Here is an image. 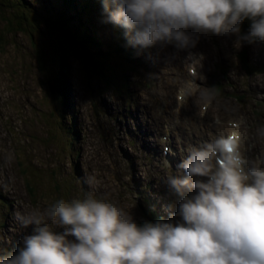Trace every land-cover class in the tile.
<instances>
[{
	"label": "clouds",
	"instance_id": "clouds-1",
	"mask_svg": "<svg viewBox=\"0 0 264 264\" xmlns=\"http://www.w3.org/2000/svg\"><path fill=\"white\" fill-rule=\"evenodd\" d=\"M101 3V22L123 28L127 45L137 49L157 43L189 49L209 32L235 35L237 47L264 41V0ZM245 19L252 23L242 33ZM257 135L264 137V126ZM189 152L177 166L185 174L167 177L179 198L168 220L138 224L131 211L92 192L58 199L17 212L22 227L33 226L32 234L16 254L0 256V264H264V161L246 157L235 132Z\"/></svg>",
	"mask_w": 264,
	"mask_h": 264
},
{
	"label": "rangeland",
	"instance_id": "rangeland-1",
	"mask_svg": "<svg viewBox=\"0 0 264 264\" xmlns=\"http://www.w3.org/2000/svg\"><path fill=\"white\" fill-rule=\"evenodd\" d=\"M23 1L26 3V9L15 0L14 3L8 1L6 3L7 6L2 8L5 10V13L0 14V87H7L8 92H10L13 97V102H16L18 96H20L22 100L34 99L41 105L43 111L42 128L39 129L38 126L31 125L30 129L36 134V139L30 151L35 159H38L42 155L46 158V166L35 167L42 178H45L48 174H52V171H55L57 173L56 178L60 180L62 187L60 191L50 183V180H46V184L43 185V187L37 188L40 199L50 205L56 199H67V197L64 196L65 191L74 186V180L69 179L67 173L72 172L76 165L74 162L75 149L79 146L72 141V135L69 129L71 126L70 118L72 114L70 115L68 111L65 112L61 104V101H64L65 98V95L61 94L58 88L59 77L62 71L58 68L57 61L61 58L58 60L53 58H58L60 56L67 58L69 75L75 84V93L78 95L82 89L81 82L83 78L79 69V63L73 58H68V50L64 49L67 44L59 37L61 35L63 36L60 29L57 28L63 27L60 26L59 21H52L55 27H48L44 31L43 23L37 28L33 19L34 14L32 11L44 16L43 14H47L46 11L48 10L51 15L57 17V11L64 7L62 0ZM11 4H14L17 8L25 9L26 13L32 18L22 19ZM81 12L84 16H75L76 13L74 12L72 15H69L68 20L65 22H71L70 26L73 29H76L78 26L86 28L87 23L85 20L88 19L85 18V11ZM12 19L19 22L22 21L23 23L17 24ZM10 21L12 30L9 27ZM244 30L246 29L241 26L242 33H244ZM39 31H43L41 36L39 35ZM55 33H58L59 36ZM67 42H70L69 38ZM69 46L72 47L71 44H69ZM260 49L262 48L255 47L253 53L255 58L259 57L258 53ZM43 58L44 61L42 62ZM259 59V62L263 63L264 55L261 54ZM65 64L66 63H64V65ZM51 71L52 75L50 76ZM261 77H264V75ZM40 84H46L50 89L47 87V92L44 90H42V92L39 88ZM78 104L81 105L79 109L80 116L78 118L83 125L89 126L90 123L94 122L90 105H88L86 99L77 101V105ZM105 120H107V118H105ZM97 140L98 137L96 135L90 136L85 141L84 148L80 151L77 163L82 165L84 172L93 166L92 159L94 161L97 160L93 156ZM81 141L83 140L81 139ZM25 150L26 148L22 151V156H25ZM39 150L44 154L39 155ZM116 156L117 155H115V158ZM103 159L105 160V156L99 158L98 161H103ZM36 163L39 164L38 162ZM103 164L100 165L98 173H95L96 175L98 174L96 179L94 177L95 174L88 176V179L91 178L93 180L91 184L93 187L90 188L91 192L97 188L94 186L96 182H98V185L101 184V182H99L100 177L105 179L107 186L110 181H116L113 178H119L121 176L120 174H123L122 172H118V168L114 171V175L110 174L108 172L109 170L105 172L102 166ZM28 177H30V175H27V178ZM19 181L22 186H25V180L23 178L20 177ZM34 181L36 183L38 182L37 179H34ZM83 187H85L84 183ZM75 189L76 188H73L72 191ZM71 196L74 197L72 193ZM108 199L112 201L110 197H108ZM17 200L19 202V212L23 213L29 208L28 205L25 204L26 202L23 198L18 197ZM17 212L18 211H16V214Z\"/></svg>",
	"mask_w": 264,
	"mask_h": 264
},
{
	"label": "trees",
	"instance_id": "trees-1",
	"mask_svg": "<svg viewBox=\"0 0 264 264\" xmlns=\"http://www.w3.org/2000/svg\"><path fill=\"white\" fill-rule=\"evenodd\" d=\"M8 1L9 2L12 1V3H14V0H0V14L5 13V10H3L2 8L5 7V6H7L6 3ZM15 1H17L19 4H21L25 9L27 8L25 6L26 3L23 0H15ZM64 2H65V5H64L65 8H63L62 10L60 9L62 11L61 13H60V10L57 11V17H52L50 15L41 16V14L36 13L35 11H32L33 14H34L33 19H34V22L36 23L37 28L40 27V24L41 23H44L45 27L48 26V24L46 22H44L45 19L59 21V23L61 24V26H63L62 29L64 30V32L69 33L68 34L69 39L72 41L71 43H69V44H71L72 47H70L69 44H68L67 46H65V48H67L69 51H71L72 53H74L78 58L80 57V58H83L84 59L85 55H87L86 52H85V50L87 51L88 54H90L91 56H93L92 55L93 51L87 47L88 44L90 43V40H92L88 36V32L83 27L78 28L77 31L76 30H72V28L69 27V24L71 22H68V23L65 22V21L68 20V17L70 15L68 13L67 8H73V2L71 0H64ZM11 5L14 7V9L16 10V12H18V14L20 15V17L22 19H25V18H29L30 19V18H32L31 16L28 15V13H26V10L25 9L17 8L16 6H14V4H11ZM12 20H14V22L17 23V24H22L23 23L22 21L19 22V21L15 20V19H12ZM11 21H10L9 27L12 30ZM41 34H43V31H39V35L40 36H41ZM91 45L92 44H90V46ZM83 49H84V52H83ZM90 55L88 57V62L93 63V58ZM59 63L62 64V65L65 63V57L64 56L59 60ZM58 87H59V90L61 92H64L65 85H64V83H63L62 80L58 84Z\"/></svg>",
	"mask_w": 264,
	"mask_h": 264
},
{
	"label": "bare ground",
	"instance_id": "bare-ground-1",
	"mask_svg": "<svg viewBox=\"0 0 264 264\" xmlns=\"http://www.w3.org/2000/svg\"><path fill=\"white\" fill-rule=\"evenodd\" d=\"M79 4V5H78ZM77 4V6L75 7V8H67V10H68V13L70 14V15H72L74 12L76 13V15L75 16H84L83 14H81L80 13V11L78 10V9H88V11H89V13H91L93 10L95 11L97 8H96V4H97V2H95V5H93V6H91L89 3H87V1H85V0H82V1H80L79 3ZM76 8H78V9H76ZM62 10V9H61ZM60 10V13L62 12ZM87 11V10H86ZM99 19L101 18V16H97ZM102 24V23H101ZM88 25V24H87ZM91 25H94V24H91ZM110 26H112V25H110ZM115 31V30H114ZM119 35L117 32H114V35ZM96 39V38H95ZM90 44H92L91 46H90V48L94 51V52H97L98 54H100V55H105V52H103V51H100L99 49H97L98 48V45H97V43L96 44H93V40H90ZM112 50V46H111V44H110V48H109V50L107 51V52H110ZM126 54H128L130 57L132 56V54L129 52V51H124ZM108 54V53H107ZM134 58H136V57H134ZM133 61H134V63H136V61H135V59H133ZM138 65H142V66H147V64H142V63H137ZM156 66H157V74H156V76L158 75V72L160 73V67L158 66V64L156 63ZM64 83V82H63ZM108 105V104H107ZM136 106H137V108H138V110L140 111V112H143V110H142V108L140 107V105L138 104V103H136ZM149 122H153L152 121V118L151 117H149ZM15 207V206H14ZM13 207V208H14ZM15 209V208H14ZM14 219H15V222H13V223H15L16 224V227H11V228H8V226H6L8 229H17L18 227H19V225H20V223H19V221L17 220V218H16V214H15V212H14ZM6 227H3V228H5L6 229ZM6 238H8V240L10 241V239H9V236L8 237H6ZM10 244H12L11 243V241H10ZM0 249H1V251L2 252H5V251H3L2 250V248L0 247ZM12 250H13V247H12ZM8 252H12V251H7V253ZM7 253H4V254H6V255H8Z\"/></svg>",
	"mask_w": 264,
	"mask_h": 264
}]
</instances>
